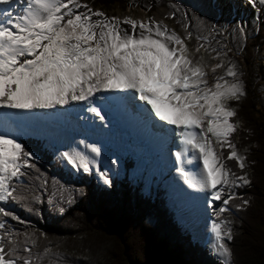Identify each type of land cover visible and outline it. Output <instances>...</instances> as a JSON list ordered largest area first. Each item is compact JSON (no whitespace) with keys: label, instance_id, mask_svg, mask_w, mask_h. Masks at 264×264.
<instances>
[{"label":"snow or ice","instance_id":"1","mask_svg":"<svg viewBox=\"0 0 264 264\" xmlns=\"http://www.w3.org/2000/svg\"><path fill=\"white\" fill-rule=\"evenodd\" d=\"M246 3L258 11L264 9V0H258L259 9L257 0ZM178 11L164 16L172 19ZM176 22L183 35L163 19L108 17L81 0H0V109L13 110L0 116L25 121L40 110L67 106L75 111L83 102L84 110L103 122L105 109L134 103L138 115L158 128L161 136L179 141L177 151L171 153L175 170L188 189L205 192L207 208L213 209L215 217L205 228L210 250L219 264H231V221L221 214L229 211L226 206L233 199L231 194L224 198L223 193L250 183L243 172L246 157L229 139L239 127V121L232 119L237 112L231 102L246 93L238 66L227 55L232 51L225 43L228 37L203 22L193 25L183 14ZM121 23L130 27L122 29ZM247 35L242 23L233 27L231 39L237 49ZM193 36L196 45L190 49L188 41ZM204 53L213 63L206 62ZM97 94L101 106H97ZM80 144L92 157L69 148L58 153V160L87 174L101 149L95 143ZM217 147L228 148L227 156L217 153ZM224 159L235 160L242 174L231 172ZM32 160L33 153L21 142L0 132V264H44L45 259L49 264H64L62 254L48 246L39 249L35 229L21 232L7 219L24 223L6 208L8 204L34 214V205L43 202L38 188L45 190L48 203L61 213L64 204L73 201L63 190L50 192L46 180L35 184L41 178ZM98 179L111 186L106 173L100 172ZM217 201L221 202L218 207ZM247 204L242 201L236 207Z\"/></svg>","mask_w":264,"mask_h":264},{"label":"trees","instance_id":"2","mask_svg":"<svg viewBox=\"0 0 264 264\" xmlns=\"http://www.w3.org/2000/svg\"><path fill=\"white\" fill-rule=\"evenodd\" d=\"M94 2L101 10L110 11L121 0ZM255 39L246 41L249 59L253 47L264 42L262 28ZM246 83L249 85V80ZM246 90L238 102H231L237 112L232 119L239 121V127L230 141L246 157L243 172L250 183L238 189L223 218L231 221V264H264V141L248 130L261 125L264 131V116L255 110L252 94ZM17 141L33 153L32 163L41 178L35 184L46 180L50 192L63 190L73 197L72 203L64 204L63 213L48 203L43 188L37 189L43 202L34 205V214L7 205L24 221L21 224L7 218L9 223L21 232L35 229L40 250L50 247L53 253L62 254L64 264H219L207 249L181 231L161 191L144 196L125 178L101 188L91 175L75 177L64 170L41 142L30 138ZM228 151L221 149L225 157ZM224 165L237 176L242 174L235 160L224 159ZM125 167L130 170L132 163ZM242 201L248 204L238 209ZM41 231L45 237L38 236ZM44 264H49L47 259Z\"/></svg>","mask_w":264,"mask_h":264},{"label":"bare ground","instance_id":"3","mask_svg":"<svg viewBox=\"0 0 264 264\" xmlns=\"http://www.w3.org/2000/svg\"><path fill=\"white\" fill-rule=\"evenodd\" d=\"M149 1H154L156 5L157 10L155 19L157 20L162 19V16H164L166 12L179 9L176 13L177 18L183 14L189 18V21L193 25H198L203 22L209 26L216 23L223 26L227 23V34L229 35L230 43L235 47L236 44L231 39V34L235 25L242 23L244 27L248 28V32L254 31L257 27L255 17L258 10L248 5L246 0H236L234 4L231 3L230 0H139L140 7L138 8V13L140 19H143L145 16L142 7H144L143 5H147ZM127 28H129L128 25H123L122 29ZM208 82L209 84L213 82L211 73L208 75ZM96 103L97 106L103 104L99 94H97ZM84 108H86V105H83V102H81V106H77L75 111L67 108V106L65 109L40 110L34 118L25 121L7 120L0 116V129L9 130L11 127L18 134L30 132L35 135H42L44 132H50L52 136L53 134H55L54 136L58 135L60 141L62 140L60 132L65 130L67 134H72L75 137L89 135L92 138L94 137L93 139L98 142L99 138L98 136L95 137L92 129H97L103 133L107 131L106 128L108 126H111L109 127L110 130L114 129V125L116 124L114 119L119 120L124 128L139 132L143 137L150 140L154 146L156 145L155 147L158 149L161 156L162 165L161 163H154L146 170L142 163L141 155H138L135 168L132 172L133 175L138 177L146 171L147 175L145 181L149 184L154 172L169 174V182L165 183L164 186L168 190L169 199L173 201L174 206L177 208V218L193 237H197L202 243L209 244L205 228L206 225L210 227L212 220L215 219L213 216V209L207 208V196L205 192L188 189L176 172L175 157L171 153L177 151L179 141L175 140V142H173L171 136H161L158 128L153 127L142 115H138L134 103L124 102L121 105H112L111 108L108 109L111 115L110 119H105L103 122L98 120L96 123L91 121L94 115L88 113ZM3 111L12 112L13 110L0 109V112ZM69 135L64 136L65 139L63 140L65 142L69 139ZM126 136L125 134L119 135V140H122V138ZM75 140L78 144L79 141L77 139ZM122 145H124V147L119 150L116 156L108 157L102 153L98 156L110 163V169L117 176L122 175L121 160L123 157L128 154L138 153L139 151V149L136 148L129 149L125 144ZM185 166L188 167L189 170H194L191 165ZM234 189L231 191L226 190L223 193L224 198L232 194ZM146 191H148V187ZM220 203V201H217L215 205L218 207Z\"/></svg>","mask_w":264,"mask_h":264},{"label":"rangeland","instance_id":"4","mask_svg":"<svg viewBox=\"0 0 264 264\" xmlns=\"http://www.w3.org/2000/svg\"><path fill=\"white\" fill-rule=\"evenodd\" d=\"M231 3H235L236 0H230ZM81 3L87 4L89 7L93 9V11L99 10L105 13L108 17H117V18H123L124 16H130L133 18H139L138 8L140 7L139 0H121V3L115 4L110 11H104L101 10L98 6H96L94 0H81ZM147 5H151V7H145L146 5H143V12H145L146 17H154L156 13V5L154 1H149ZM257 8L259 9L260 6L258 4L257 0ZM254 9V8H253ZM83 9H76L74 11H82ZM95 19V17L93 18ZM162 19L164 21V24H166L170 29L175 30L178 34L183 35V30L181 29L180 25L176 22L177 16L173 17L172 19H168L165 16H162ZM256 23L257 27L254 31L248 32V28L245 27L247 30V39L244 42V45L241 49H237L235 46H233L230 43L229 35L227 34V23L225 25H218L212 24L211 26L215 29L220 30L224 33L225 37H228V40L225 41L227 46L232 49V51H229L227 53L228 57L231 58L238 66L239 72L241 73L240 79L243 82L245 93L247 92V88H249V92L252 94V102L253 106L255 107V110L262 114L264 116V42L263 43H257L253 47L252 57L251 59L248 58V50H247V40H253L255 41L256 36L259 33V29L262 28L264 31V9H260L256 13ZM123 25L121 23L120 27L123 28ZM130 27V26H129ZM219 38V37H218ZM264 40V39H263ZM196 45V39L195 36L188 41V47L191 49L195 47ZM203 51V50H202ZM206 62L211 64L213 61L207 59V53H204ZM244 57L246 59H249L247 61L244 60ZM219 71V70H218ZM226 79H230L227 78ZM249 80V85H247V81ZM105 115V119H110L111 115L108 109H105L102 113ZM95 118V117H94ZM92 118L91 121L93 123H96L98 121V118ZM114 119V118H113ZM116 121V124L114 125V129L110 130L108 126L106 129L107 131L101 133L97 129H92V132L95 134V137L98 136L99 140L96 142L91 136L81 135L78 137H75L74 135H69L63 130L60 132V137H62L61 141L58 139V135L54 136L55 134H52L50 132H44L42 135H35L30 132H23L21 134H18L15 132L13 128H9V130L0 129V132H6L9 134L10 137H14L16 140H25V139H34L42 143L43 148L49 151L52 156L58 160V153L63 152L65 150H68L69 148H74L76 150L85 151L89 157H92L93 154L90 152H87L86 149H84V146L80 144V141H84L85 143H95L98 147L101 149V153L105 154V156L111 157L116 156L119 150L124 147L125 144L127 148L129 149H139L138 153L128 154L121 160V168H122V175L117 176L111 169H110V163L104 161V158L102 157H95V166L93 167L92 171L90 173H87L88 175H91L92 179L95 180L96 184L100 186L101 188L107 189L109 186L103 185V183L98 179V175L100 172L106 173L110 180L111 184L113 181H121L124 178L129 181L131 186L138 187L140 190V193L144 196H153L155 192L161 191L163 198L165 200V204L172 215L173 219L176 221L178 226L181 228V231L184 234H188L191 238V240L195 243H198L203 248L207 249L209 253H211L215 258L216 256L213 254V252L210 250V245L208 243H202L197 237H193L192 234L185 228V226L181 223V221L177 218L176 210L177 208L174 206L173 201L169 199L168 197V190L164 186L165 183L169 182L170 175L164 174L163 172H154L152 174V179L149 184L145 181L146 178V171H144L140 176H134L133 170L135 168L136 159L138 155H141L142 163L144 164V168L147 170L151 165L154 163L162 165V160L160 153L158 149H156V145L154 146L153 143H151L150 140L143 137L139 132L137 131H130L127 130L122 126L119 120L114 119ZM251 132L257 133V137L264 141V131L262 130L261 125H253L249 129ZM111 131V132H110ZM66 133V134H65ZM125 134L126 137H123L122 140H119V135ZM65 135H69V139L65 142L63 139H65ZM74 137V138H73ZM87 137V138H86ZM86 138V139H85ZM77 139L79 143L77 144L75 141ZM90 139V141H89ZM230 139V138H229ZM102 140V141H101ZM74 141V142H73ZM150 142V143H149ZM155 147V148H154ZM227 150H229L227 148ZM217 153H221V148L217 147L215 149ZM160 159V160H159ZM59 161V160H58ZM60 162V161H59ZM130 162L132 163V167L130 170L126 169V164ZM61 167L66 170L68 173L72 174L73 176H81L86 173H83V171L77 172L76 170H73L70 168V166H66V164H63L60 162ZM97 171V172H96ZM148 187V191H146V188ZM244 186L241 187H235L233 193L231 195H235L238 189H241ZM6 208L8 209L9 206L6 205ZM221 217L223 218V213L221 214ZM229 246H230V242ZM217 259V258H216ZM218 260V259H217Z\"/></svg>","mask_w":264,"mask_h":264}]
</instances>
